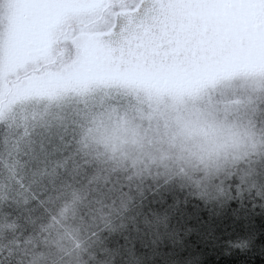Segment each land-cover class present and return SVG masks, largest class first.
Wrapping results in <instances>:
<instances>
[{
  "label": "rangeland",
  "instance_id": "1",
  "mask_svg": "<svg viewBox=\"0 0 264 264\" xmlns=\"http://www.w3.org/2000/svg\"><path fill=\"white\" fill-rule=\"evenodd\" d=\"M101 1L0 0V128L6 146L0 170L8 173L6 180L20 178L13 163L23 148L58 155L61 166L74 171L96 160L160 163L170 151L190 147L258 150L256 135L237 124L247 121L251 90L240 78H234L239 87L212 84L243 73L257 75V85L264 82V0H223L219 16L244 39L241 53L217 60L197 46L194 61L196 45L183 26L192 11L185 0H145L137 13L117 15L106 34L87 24H60L64 12L94 9ZM70 51L73 61L62 62ZM186 88L200 92L189 95ZM8 148L14 155L3 164ZM45 165L55 166L40 167ZM5 185L0 179V191ZM17 194L0 198V225L20 215L24 200Z\"/></svg>",
  "mask_w": 264,
  "mask_h": 264
},
{
  "label": "trees",
  "instance_id": "2",
  "mask_svg": "<svg viewBox=\"0 0 264 264\" xmlns=\"http://www.w3.org/2000/svg\"><path fill=\"white\" fill-rule=\"evenodd\" d=\"M143 4L145 0H102L94 9L64 12L60 24H87L106 34L117 15L135 14ZM196 51L197 45L193 61ZM74 52H67L62 62L73 61L69 54ZM240 53L238 47L226 55ZM255 76L243 73L212 85L239 87L241 80L234 78H240L243 88L251 90L247 121L237 124L256 135L258 150L190 147L170 151L160 163L96 160L95 165L81 162L78 171L64 169L55 155L50 182L44 176L46 165L27 171L36 184L30 193L36 194L26 195L20 215L10 223L22 233H14L12 241L35 244L27 250L36 252L40 264H264V82L255 84ZM193 91L200 89L189 95ZM48 192L70 205L47 202ZM5 227L0 225L1 233ZM9 257L3 264H16Z\"/></svg>",
  "mask_w": 264,
  "mask_h": 264
},
{
  "label": "bare ground",
  "instance_id": "3",
  "mask_svg": "<svg viewBox=\"0 0 264 264\" xmlns=\"http://www.w3.org/2000/svg\"><path fill=\"white\" fill-rule=\"evenodd\" d=\"M2 127L0 128V143L2 145V150L5 149V145L4 143L2 144V141L4 139V135L1 134L2 132ZM14 134V133H13ZM21 135V134H20ZM10 132L7 135V138L5 139V141L10 139ZM22 136V135H21ZM23 137V136H22ZM20 145H24L25 143L21 144V141L18 142ZM21 149V146H20ZM3 153V152H2ZM2 153H0V157L2 155ZM17 161L15 163H13V167H15L17 169V174L19 175L20 178H17L16 180L18 182H20L22 184V186L15 180V179H10L8 177V179L6 180L8 173L7 172H2L4 167H1L0 170V179L3 178L4 183L6 184L5 186H3L2 190L0 191V198H2L3 196H9V195H13V194H17L20 195V198H22L24 201H21L20 204H18V207L21 206L27 199H25L26 195H30L33 196V192L32 194L30 193V190L32 189L33 186H35V182H33V180L31 179V176H29V174L27 175V171L29 169H34L38 166H42V164H46L47 162H53L56 161V156L53 158L52 157V153L49 152H45V153H39L37 151H25L24 148L21 149L19 151V153H17ZM14 153L12 152V149L8 148L7 150H5L4 152V163L3 164H8L11 162V159ZM10 158L9 161H7V158ZM52 166H47L46 165V172H44V176H49L52 173ZM7 186V187H6ZM16 187L19 191L16 190ZM20 192V193H19ZM60 196V195H59ZM56 194L48 192V196H47V202L53 204L56 207H67L70 205L71 202H69V200H67V204H61L59 202V199ZM0 212H2L4 210L2 206V204L0 203ZM31 207V206H30ZM30 211H35V209L33 210L32 207L29 208ZM6 227L4 229V231L2 233H0V264H3L4 259H6L8 257V255L10 254V257L12 262H13V258L15 259L16 264H40L39 261V256H36L32 253H36V252H28V247L33 250L36 246L35 244H31L29 241L27 242V245L24 244L22 246L16 245L13 241H12V237L14 233H19L21 228L19 230L17 229H11L10 224L8 221L5 223ZM21 233V232H20ZM22 234V233H21ZM4 244V246H1V244ZM38 250V249H37ZM27 251V252H26Z\"/></svg>",
  "mask_w": 264,
  "mask_h": 264
},
{
  "label": "snow or ice",
  "instance_id": "4",
  "mask_svg": "<svg viewBox=\"0 0 264 264\" xmlns=\"http://www.w3.org/2000/svg\"><path fill=\"white\" fill-rule=\"evenodd\" d=\"M191 14L183 22L190 43H194L212 57L221 60L232 50L242 47L245 41L229 29L219 16V10L225 7L223 0H185ZM259 32V26L256 27ZM157 106L158 97L151 98ZM178 204V202H177Z\"/></svg>",
  "mask_w": 264,
  "mask_h": 264
},
{
  "label": "clouds",
  "instance_id": "5",
  "mask_svg": "<svg viewBox=\"0 0 264 264\" xmlns=\"http://www.w3.org/2000/svg\"><path fill=\"white\" fill-rule=\"evenodd\" d=\"M178 144H179V142H178ZM101 148H102V150H104V151H107V152H112V149L111 148H107L106 146H103V145H101L100 146Z\"/></svg>",
  "mask_w": 264,
  "mask_h": 264
}]
</instances>
